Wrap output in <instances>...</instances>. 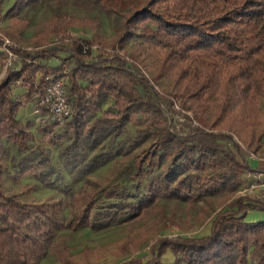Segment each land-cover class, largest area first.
Listing matches in <instances>:
<instances>
[{"label": "trees", "instance_id": "trees-1", "mask_svg": "<svg viewBox=\"0 0 264 264\" xmlns=\"http://www.w3.org/2000/svg\"><path fill=\"white\" fill-rule=\"evenodd\" d=\"M48 1L16 0L3 13L0 0V20ZM70 1L112 19L114 40L64 38L87 20L59 8L34 50H16L20 65L0 84V264H90L88 251L78 261L59 242L64 231L144 220L161 201L197 207L204 220L249 182L248 154L264 156V0ZM58 36L64 45H49ZM4 61L0 52V72ZM47 78L62 81L70 114L35 141L33 122L16 113L35 105ZM173 114L184 119L178 127ZM109 164L112 177L100 185L91 177ZM251 211L264 212V198L230 201L205 236H161L144 264L168 253L172 264H264V221L246 222Z\"/></svg>", "mask_w": 264, "mask_h": 264}, {"label": "rangeland", "instance_id": "rangeland-1", "mask_svg": "<svg viewBox=\"0 0 264 264\" xmlns=\"http://www.w3.org/2000/svg\"><path fill=\"white\" fill-rule=\"evenodd\" d=\"M57 0L48 1L47 5L43 7L40 5H31L24 7L21 11L15 10L12 14L5 15L0 20V52L4 55L5 61L0 72V84L4 80L8 70L16 69L20 65V59L16 55L17 49L34 50L37 42L34 40L35 34L45 24L50 17L51 13L60 8V10H67V12L75 15L79 18H85L87 20L85 27H76L70 31V34L64 38L83 37L92 39L93 35H99L107 43H112L114 40V23L113 20L101 17L98 15L96 18L94 13L88 7H78L80 4H73L70 0L57 5ZM16 2V0H4L3 13H6ZM75 5V6H74ZM58 6V7H57ZM63 36L54 38L52 43H58V46H63L66 39ZM52 44V45H53ZM47 47L46 45L41 48ZM131 48V44L127 49ZM38 49V48H36ZM109 53L110 48L106 49ZM9 54L16 56V61L9 66L8 57ZM65 67L68 66V62L62 60ZM52 64L54 63L51 62ZM24 89L20 88L19 83L14 86L13 95L18 101L25 102ZM110 106V103L104 106L105 109ZM262 110L264 111V103L262 104ZM171 124L178 127L183 122V118L178 114H173ZM16 117L23 124L28 121L33 122L32 132L35 137V141H39L40 133L45 127V124H40L36 120L34 115V104L32 102L25 104L19 108L16 113ZM61 127H57L58 136H62ZM234 140L243 147L241 142L234 136ZM44 145L47 146L48 141L44 140ZM53 160L57 162L58 168L64 175L68 173L67 167L57 159L56 149L50 147ZM248 164L250 165L252 172L246 174V178L250 173H264V156L258 152L256 154H248ZM113 173V164H109L105 167L97 169L93 173V180H96L100 185L105 186ZM248 184V183H247ZM241 188L225 205L230 201L246 196V187ZM245 191V192H244ZM38 198H44L47 196V192L43 191L37 194ZM253 199H257L250 196ZM225 205L218 207L215 212L211 214V217L203 219L199 208L193 210H187L183 204L176 202H159L157 203V209L146 217L144 220L130 221L127 217H123L120 222L115 224L109 230L93 233L90 230H82L77 233L71 234L64 231L59 242L66 244L70 247V253L75 255V260L81 261L79 252L82 250L88 251L90 264H128L130 261L138 260L141 263H148L152 261V248L157 243V240L161 236H168V238H174L175 236H183L187 238H195L205 236L210 230V220L213 216L219 212ZM158 211V212H157ZM199 212V213H198ZM246 222H260L264 221V212L251 211L247 214ZM161 228H167L164 231ZM78 254V255H77ZM77 261V262H78ZM173 257L170 253L166 254L163 258L162 264H172ZM40 264H63L52 257H46Z\"/></svg>", "mask_w": 264, "mask_h": 264}, {"label": "built area", "instance_id": "built-area-1", "mask_svg": "<svg viewBox=\"0 0 264 264\" xmlns=\"http://www.w3.org/2000/svg\"><path fill=\"white\" fill-rule=\"evenodd\" d=\"M9 66L16 61V56L9 54ZM70 114V106L66 99V92L63 83L59 79H48L44 93L37 97L34 105V115L40 124L49 122L62 123ZM249 181L245 189L246 196H253L257 199L264 198V173L247 176ZM244 191V192H245ZM244 196V194H243Z\"/></svg>", "mask_w": 264, "mask_h": 264}]
</instances>
